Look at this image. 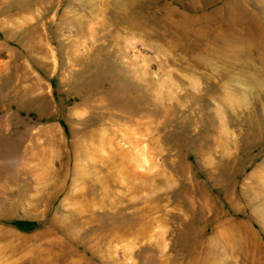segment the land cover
Instances as JSON below:
<instances>
[{
  "label": "rangeland",
  "instance_id": "rangeland-1",
  "mask_svg": "<svg viewBox=\"0 0 264 264\" xmlns=\"http://www.w3.org/2000/svg\"><path fill=\"white\" fill-rule=\"evenodd\" d=\"M144 1L155 18L220 2ZM115 11L0 0V264H264V202L228 201L264 136L244 154L198 150L216 78Z\"/></svg>",
  "mask_w": 264,
  "mask_h": 264
},
{
  "label": "bare ground",
  "instance_id": "bare-ground-1",
  "mask_svg": "<svg viewBox=\"0 0 264 264\" xmlns=\"http://www.w3.org/2000/svg\"><path fill=\"white\" fill-rule=\"evenodd\" d=\"M216 1L204 0L192 7L203 10ZM111 2L123 13L113 12L115 23L125 21L129 33L138 32L144 40L156 38L159 42H169L170 48L185 46L195 63L216 78L215 84L208 85V98L215 103L210 108L206 127L197 132L205 139L197 145L198 150L222 154L230 147L229 154H244L255 142L260 143L264 136V0H220L211 5L213 9L192 16L170 10L158 18L148 13L144 0ZM249 4L258 11L252 13ZM172 15L177 17L173 19ZM241 82L249 86L246 93ZM251 159L256 160L255 155ZM252 164L239 193L235 194L234 178L229 179L228 201L234 213L264 202V152ZM237 171L235 167L233 173ZM233 229L238 233L237 227ZM238 241L243 244L247 238L239 235Z\"/></svg>",
  "mask_w": 264,
  "mask_h": 264
}]
</instances>
